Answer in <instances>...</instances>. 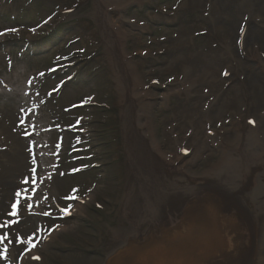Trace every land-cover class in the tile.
<instances>
[{
  "label": "rangeland",
  "instance_id": "1",
  "mask_svg": "<svg viewBox=\"0 0 264 264\" xmlns=\"http://www.w3.org/2000/svg\"><path fill=\"white\" fill-rule=\"evenodd\" d=\"M166 1L167 4L173 6L174 2H170V0ZM223 2L224 0H186L182 4L181 9H196V11L201 14L200 22L203 21L204 25L207 26L205 28L207 34L212 35L211 30H213L217 26L207 21L209 14L208 12L219 11L218 7H221ZM60 3V1L56 0H21L16 7L18 20L14 22L15 24L9 23L10 21L7 20V18H4L2 20V25H8L6 27L12 25H24L27 27H33L38 21H40V19L42 20L44 17L61 8L60 6L63 5H60ZM57 4H59L60 6H57ZM67 4L68 3H65L64 5ZM100 11H102L101 8ZM86 13L91 15L89 11H80L78 15L75 16V19L78 20L80 17L84 19L85 16L84 20L91 19L92 21H95V18L88 17L89 15H86ZM154 15L155 13L152 10L150 12L142 11L139 13L137 11H128L125 14L126 18L128 19L146 21L148 24H150L152 29H154L151 30L152 34H154L153 37L163 38L164 43H162V47L167 48L170 46V56L168 55L167 57L162 58L161 61H163L164 63L160 65L169 62L167 64V67L169 68V70H171V72L175 73L178 70L181 71L184 76L189 78L188 82L191 89L195 85L198 86L205 84L204 86L207 90L211 89V92H214L212 90L216 87V84L218 82H221L219 79V73L223 71V69H221L223 66L222 64L219 70H216L212 75L208 76V78H210L209 82L207 81L206 83H201L200 80L204 81L208 80V78L205 79V75L198 68L195 67L197 69V73H194V70L193 72L192 70L187 71V67L185 65L183 66L182 64L177 63L178 58L186 55V50L184 49L187 48V50H190L193 53V49L197 43V49L199 51H197L195 54H205L206 52L213 54V48H211V46L209 47V43L206 38H203L202 40L199 38H192V34L197 31H193V28H195V26L191 21L192 18H195L198 14L193 13L192 15H182L180 25H187L189 21H191L189 25L181 27L177 31L176 35L175 30L177 29L170 30V33H167L165 35L164 31L161 29V26L158 27V25L166 21L168 22V20L156 18V21L154 22V20H152V18H155ZM177 16L178 14L175 15V18H177ZM112 20L115 21V19ZM132 26L137 25L133 24ZM128 27L126 28L127 30L124 29L123 31V36L126 37L128 50H130L128 55H132V52L142 53L141 51L143 49L149 48L145 39H143L140 34H138L137 32H133ZM74 30H76V32L71 31V33H67L60 31L58 35L54 37L57 39V41L53 38L48 39L46 42V46H49L50 44L58 47V41L60 39H65L62 45L63 48H61L60 46L57 48L63 51L66 49L65 45L69 41H73V39L75 40L76 38V40L78 41L71 47V49H80L84 46L88 47L90 44L89 39L91 38L92 46L98 49V51H96L97 54L93 57L90 66L83 72L79 85L68 88L66 92H64L57 99L56 102L59 106L57 107L59 108L57 114L60 116L59 123H70L75 120V115L77 116L82 114V112H76L74 113V115L71 113H65L63 110L60 111L62 107L72 102H77L82 97L93 96L98 102L109 105L112 109L105 110L103 108H93L91 110H86L85 113L87 116H90V120L92 121L90 129L92 130V138L94 139V143H101V145L96 148L98 154H95L94 162L98 163L99 161L104 165L97 169L85 171L84 173L77 176L57 178L56 184L59 188V196L63 197V202L65 205L71 203L72 196H81L84 194L87 195V193H92V195L97 200H105L103 204L104 209L102 211L95 212L88 206H84L74 220L63 221L62 223L64 230L58 234L55 241L49 244L45 248V250H38L43 255V264H102L104 261V255L103 257H101L102 253L94 252L95 246H100V250L104 253L110 251V245L112 243L114 244L111 251L115 249V246L117 244L118 246H120L119 244L121 243H119L118 241L124 238V236L126 235L133 237V239L136 240H142V236L147 232L145 230H148V228L157 227L156 222H158V220L155 216V213L157 214V211L155 209L156 206L154 208L152 203H148L149 196H151L152 194L148 192L152 191L157 185L160 187L159 184H156L157 180L155 177L157 173H162L161 176L164 183L163 187H160L158 190H156V192L158 193V199L161 203H163L161 201L163 199L164 201H169L170 204H176L177 201L181 200L180 196L184 197L186 193L193 195L192 193L194 192L204 193L203 195L205 197H202L199 200L200 203H209L211 201H214V199L212 198V193L209 192L210 190L216 193L218 198L220 196H223L225 198L230 197L232 203H234V205L236 204V208H240L241 211H243L242 209H245L244 206L248 203H251V205L255 204L259 206L258 210L261 213V218L258 212L257 215L260 220V225L262 223L264 226V161L262 160V156L264 155V113H260L261 109L258 110V114L255 113L254 115L250 116L244 113H242L243 116L238 114L236 118L240 117V119L236 121V125L232 123L230 126L227 117L224 118L227 113L217 114L215 110H211L213 109L212 106L215 102H213V105H210L207 110L201 109V105H203V103L198 102L197 99L201 97L200 99L202 101L205 100L203 99L204 96L201 94V92H197L200 90V88L193 90L195 91L193 92V94L197 92V95H195L194 98H192L189 88L184 89L183 93H180V89L177 88L179 87L178 85L184 84V80H182L181 82H176L171 91H169V87L167 89H161L160 86L157 87V89L149 90L148 92H150L155 99L153 97H150L151 103H142V105L138 107V112L134 116L132 108L133 104L136 103L137 100L136 97H133L134 93L129 92V84L126 83L125 85V83L121 79V77H125L121 72L122 69H124V65H120L119 63L114 62V57H112L109 46L106 44V42L102 43L98 35L91 36L89 29L86 31V29L75 28ZM78 37L80 38L78 39ZM182 38L185 40L184 44L177 49L176 45L182 41ZM212 38L213 36H211V41ZM53 41L54 43H52ZM107 41L112 43L111 37H109ZM211 41L209 40L210 43ZM250 41L253 42L254 46H259L261 49L260 43H262V40L258 39V36L253 37L252 39H250ZM100 44H102V50L98 48ZM207 44L208 49L206 50ZM104 48L109 53H106ZM152 48L153 46H150L149 49ZM234 55L236 56V53H234ZM246 55L249 59L254 60V57L252 58L249 50H247ZM53 56V53H51L47 56L38 57L25 61L22 64H17L10 71L6 72V76L9 82L13 84L16 91H20L26 77L30 73H33L35 71L46 69L50 65V61L52 60ZM4 58H6L5 55L0 56L2 65L4 64ZM131 60L133 61L135 66L144 63V58H141L140 60H138L137 58ZM227 61H229V58ZM230 64L231 60L229 61L227 66L223 67L225 71H231L229 70ZM149 66L150 65H148V67ZM163 68L164 66H159L156 70L152 71L154 72V74H149L153 78L157 77V79L161 81L162 85H165L169 78L172 77L171 75L174 74L167 75ZM233 68L234 73L236 74V64L235 66H233ZM231 72L232 76L230 78V81H233L232 83L234 85L236 84V79L233 71ZM258 72H260V70ZM193 75H196L197 79H193ZM137 79L139 81H142L140 75H137ZM46 84L52 86L53 82L47 80ZM18 95H20V92L18 93ZM148 95L149 93H146L144 95L139 94V98H147ZM165 96H168L171 99V104L167 109L165 106H163V99ZM231 96L232 92L229 88L226 92L223 93L222 98L224 100H228L231 98ZM15 101H7L6 103H1L0 113L2 111H5L9 107L13 109L16 108L18 103L20 104L21 100L16 99ZM129 103H131V105ZM229 103L230 102H228L227 104ZM173 108H176L177 115L181 116L178 119L182 120L183 122L182 125L178 120L177 127L172 130L173 137L176 138H184L186 136L185 129L191 130L192 132L194 131V134H192L191 136L196 135V133L205 136L206 131L208 132L214 129L215 132L219 129H221L222 131H226L230 126L228 132H226L222 136H216L213 138L208 137L207 139H201V137L203 136H198L200 138L198 144H194L193 141L190 142V145L193 146L194 151L192 150L190 145H186L185 143H183L185 144V148H189L191 151H193L191 157L186 158L181 163L180 170L183 172V174H185L186 176L194 177L199 176L203 172L207 171L216 173L212 178L207 179L205 176H201L194 177L193 180L187 179V181L184 177L172 172L171 169L166 166H162L163 168H161L157 173H153L152 169L148 168V166L142 167L137 157L135 158V162L131 151L127 148V140L125 136L126 131H129L126 128L125 124V113H127V111H129L130 114L128 123L131 122V129L136 125L138 127L140 126L139 128L142 131V135L146 133V136L152 139V145H155L154 136L157 132V129L156 132H153L150 128V124L152 125L153 123L154 130L155 127H160L157 140L160 141L161 138L166 139L167 135L164 131L168 129V126L170 127L171 124L175 123L173 120V114L175 110ZM263 108L264 107H262V109ZM204 112H206L205 115ZM44 114H48V111H44ZM244 115L247 116L245 117ZM42 116L44 119H46L47 122L45 120H42V118L39 119V121H42L45 124L54 123L53 120L55 119V117L53 116V113H51V116ZM136 116L137 123H135L134 125L132 121ZM191 119H195V123L192 122ZM213 121L218 122L216 124L214 122L213 127L209 128L210 130L205 129L204 131V126L206 125V123ZM239 121H241V125L243 126V128H245L244 131L239 129L240 124L237 123ZM250 121L252 122L251 126H249L248 124H246L247 126L243 125V122L248 123ZM258 121L260 124L258 123ZM142 122L146 123L140 125ZM190 123L192 124V126L190 125ZM6 126L13 133H15L10 125ZM256 130H260L259 132L261 134L263 133L261 136L262 138L254 133ZM248 132L250 133V138L253 136L252 140L244 137ZM49 136L51 138L54 137V140L56 138V135L54 133L52 134V132L49 133ZM16 137L18 138V143L20 145L19 153L16 155L17 161V159L24 153V144H21L22 140L19 133L16 134ZM71 139L72 138H70L69 141H71ZM220 139H223L226 142V146L219 149H214L216 148L213 146L215 143L218 147H221V143L219 142ZM260 139L262 140V142H258L260 141ZM230 140H235L234 142L236 143V148L232 151L229 150L228 145ZM180 144V142L174 144L172 143L171 148L174 149V147L180 146ZM147 147L148 146L146 145L145 148ZM137 148H140V145L133 144L135 153L137 152L142 156H145L147 154V151L146 154H144L143 152H139ZM9 153L10 152H7L6 155H9ZM97 156L98 160L96 159ZM26 161H28V156L24 154L22 158L19 159V163L24 164ZM68 162L69 161L67 160H63L64 168H72L73 166L78 165H71ZM208 163L212 165L209 166V168H207ZM175 165L178 168V161L175 162ZM26 166L28 167V164ZM156 167L154 166L153 170H156ZM26 170L27 168L23 167V173H17L15 175L12 174L14 175L13 178H9V175L7 176V178H9V184L13 186V190L10 189L9 191V189H6L4 191L5 202L7 198L12 197L16 194V192L19 190L17 189L18 182H21L22 180L20 178L17 181L12 182L10 179H16L20 174L27 175ZM185 170H189L190 173H185ZM0 173L4 172L0 170ZM194 173L197 175H195ZM26 177H28V175ZM221 178H223L224 187L230 185V183L233 182V188L228 190L227 192H221L217 186V183ZM154 180L156 181L154 182ZM200 182H202V184H200ZM159 183H161L160 180ZM197 183L198 185H196ZM12 191L13 195L11 196L10 192ZM247 195L248 200L246 201L245 197ZM16 196L18 198L17 204L22 202L20 193L19 195L16 194ZM179 197L180 199H178ZM194 198H190V200L193 201ZM151 199L152 198H150V200ZM219 199L221 200V198ZM239 200H242L245 203ZM199 201L197 202L199 203ZM220 202L221 201L216 200V202L214 203L220 207V210L218 211L220 213V216H225L224 218H221L222 223L225 227L223 231H230L228 226H234L235 223L231 221L230 217L228 216L232 214L235 206L222 204L219 205ZM47 203H49V199H46L45 204ZM205 209L208 208H199L200 212H196L195 215H201L202 210ZM7 211H9V208L5 206L1 208L0 214L6 217ZM85 217L87 218V220L84 219ZM248 217L250 220L253 219L252 216ZM165 218L167 222H169V219H172V222L175 221L173 215L170 212L158 214L160 224L165 220ZM19 219L13 222V227L11 228L13 230L12 233H10L15 235L16 237L19 235L18 229H21L22 221ZM28 221L29 222L22 225V234H24V237L31 243H38L41 233L48 232L53 225L57 224L55 220L43 221L40 218H31ZM256 241L254 240L255 246L252 252H254L255 249L256 251H260L261 249L263 250L264 241L261 244ZM223 242L225 241L222 240L220 242H217L218 246L221 247V250L224 249V247H222L224 244ZM23 250L24 249H22V247H18L15 252V256L18 254L19 258ZM198 253L199 255L195 259L194 257H192L194 255L188 258L186 253L182 258L178 259L176 257L173 262L174 264H181L183 262H186L185 264H191L196 260H200L203 257L212 255V251L206 249H202ZM1 255L2 253L0 252V256ZM256 258L257 260L254 264H260V253ZM0 264H8V262L2 260V262L0 261Z\"/></svg>",
  "mask_w": 264,
  "mask_h": 264
},
{
  "label": "bare ground",
  "instance_id": "2",
  "mask_svg": "<svg viewBox=\"0 0 264 264\" xmlns=\"http://www.w3.org/2000/svg\"><path fill=\"white\" fill-rule=\"evenodd\" d=\"M218 10L219 11H209L207 18L208 22L217 26L211 30V36H213V38L211 43L209 42L210 46L216 44V47L213 48V54L209 52H206L205 54H195L186 48L184 49L186 50V55L178 58L177 63L182 64L183 66L185 65L187 67V71L192 70L193 72L194 70V73H197L196 68H198L205 75L206 79L216 70H219L221 64L223 65L221 69L224 70L223 67L227 66L231 60L229 70L233 71L236 79V84L233 85L232 83L233 89L232 85L230 87L232 96L230 99L224 100L222 98L223 94L218 95L214 99L215 103L212 106L213 109H210L213 111L215 110L217 114L233 111L234 115L236 116L238 114L242 115V113L248 114L249 116L254 115L255 113L258 114L257 112H259L258 110L260 109V113H264V108L262 109V107H264V61L262 59L264 56V0H224L221 7H218ZM246 22H248L249 25L247 27V31L244 36L245 38L242 44H244L246 52L247 50L250 51V54L252 58L254 57V60L249 59L247 55L245 58H241L239 55L237 45L240 35L239 32ZM103 26L104 30L107 29L108 32L109 29L107 28V24L105 23ZM255 36H258V39L262 40V43H260L261 49L259 46H254L253 42L250 41V39ZM184 41L185 40L182 38V41L176 45V48H180L184 44ZM234 53H236V56ZM228 58L229 61H227ZM235 64L236 74L233 70V66H235ZM259 70L261 73L258 72ZM231 71L228 72L231 74ZM206 93L207 94L203 97L204 100L213 94L211 89H209V91ZM200 98L197 99L198 102L202 101ZM228 102L230 103L227 104ZM205 114L206 112H204V115ZM129 116V111H127V113H125V124L126 128L130 132L126 131L125 136L127 140L126 143L132 147L131 154L133 155L134 160L136 157L138 158L142 167L148 166L149 168L151 166V168L154 169V165H151L153 162L152 157H150L148 154L142 156L137 152L134 153L133 144H139L145 147L146 145H152L153 143L152 139L148 136H143L144 134L137 136L136 134L132 133V129L134 127L131 129V122L128 123ZM237 119L239 120L240 117ZM6 125L9 124H6L5 122L0 123V141L3 143V147L6 148L4 156L5 158L1 159L0 161V170L4 172L0 173V194H2V197H4L3 203H0V211L1 208L5 206L7 207L4 191L6 189H9V191L10 189L13 190V186L9 184V178H13L17 173H23V167L27 168L26 174L28 175V169L30 168L29 159L24 164L19 163V159H21L22 156L26 154L25 146L24 153L16 161V155L19 153L20 149V145L18 143L19 141L16 137L17 133H13L7 128ZM190 125L192 126L191 123ZM259 131L256 130L254 133L262 138L261 136L263 133L261 134ZM249 134V132L246 133L244 137L252 140L253 136L250 138ZM258 142H262V140L260 139ZM21 144H23V141ZM147 148H149V146ZM7 152H10L9 155H6ZM2 155H4V153ZM27 164L28 167L26 166ZM8 175L10 176L9 178H7ZM27 175L20 174L18 178L10 180L15 182L20 178L23 179ZM19 183L21 182H18L17 189L20 188ZM200 184H202V182H200ZM196 185H198V183ZM209 192L212 193V198L214 201L209 203H200L199 200L202 197H205L203 195L204 193L194 192L195 194L192 193L193 195L186 193L184 197L180 196L181 200L177 201L176 204L174 203L175 205L170 204L169 201H164L163 199L161 200L163 203H161L158 199V193L156 191L153 192L150 198H155L154 206H156V208L161 212H170L173 215V218L176 219V222L172 224H168L167 220H164L161 224L156 222V224L159 225L152 230H145L147 232L142 236V240L139 239L136 241L132 238L131 241L128 242L127 238H124L121 244H119L120 247L118 244H115L116 246L114 245L115 249L111 252L118 250V253L108 264H174L173 261L176 257L178 259L182 258L186 253L188 258L194 255L192 257L195 259L199 255L198 252L202 249L212 251V255L203 257L202 259L196 260L191 264H250L252 258L254 256L256 258L261 251H256L255 249V251L252 252L255 246L254 240H257L260 244L264 241V226L262 223L260 225V220L257 215L258 212L261 218V213L258 210L259 206L255 204L251 205V203L245 204V209H242L245 212L244 213L240 208H236V204L234 205V203H232L230 197L225 198L219 195V198H221L220 200L216 193L210 190ZM54 194H57L56 191ZM10 195H13V191L10 192ZM248 195L245 197L246 201L248 200ZM180 197L178 199H180ZM190 198H194V200L191 201ZM216 200L221 201L219 205L222 204L235 206L232 214L228 216L230 217V220L235 223L234 226H228L230 231H223L225 227L221 218H224L225 216H220V213L218 212L220 207L214 203ZM197 201H199L200 204ZM239 201L243 202L242 200ZM199 208L208 209L202 210L201 215H195L196 212H200L201 209L199 210ZM10 210L14 211L15 218L20 216L21 221H24L22 219L26 218L28 214H30L29 211L24 209L22 202L18 203L15 209L9 208V211ZM19 210H21L20 213ZM236 210L243 214L245 222H242L245 226H242L240 221L236 219V215L242 218V214L239 212L236 213ZM248 216H252L253 219L250 220ZM0 217L5 219V217L1 214ZM6 218L7 221H4L5 224L0 234L6 231V233L8 232L9 235L16 238L15 235L10 234L13 230L11 229L13 227V223L9 222L7 216ZM14 238L9 242L4 240V238L0 240L1 247L6 248L7 256L12 255L14 241L16 240ZM222 240L225 241L223 242L224 244L222 246L224 247L223 250H221V247H219L217 244V242ZM185 263L186 262H183L181 264Z\"/></svg>",
  "mask_w": 264,
  "mask_h": 264
},
{
  "label": "snow or ice",
  "instance_id": "3",
  "mask_svg": "<svg viewBox=\"0 0 264 264\" xmlns=\"http://www.w3.org/2000/svg\"><path fill=\"white\" fill-rule=\"evenodd\" d=\"M17 195H19V193H17ZM13 209H15L16 208V205L14 204L13 206ZM61 211H64V212H66L67 213V209H61ZM15 213H13V215H14Z\"/></svg>",
  "mask_w": 264,
  "mask_h": 264
}]
</instances>
